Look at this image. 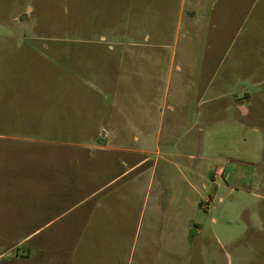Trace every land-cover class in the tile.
<instances>
[{"label": "rangeland", "instance_id": "rangeland-1", "mask_svg": "<svg viewBox=\"0 0 264 264\" xmlns=\"http://www.w3.org/2000/svg\"><path fill=\"white\" fill-rule=\"evenodd\" d=\"M156 1L133 28L0 0L5 259L37 232L67 264L89 227L117 264H264V0H209L198 27Z\"/></svg>", "mask_w": 264, "mask_h": 264}, {"label": "crops", "instance_id": "crops-1", "mask_svg": "<svg viewBox=\"0 0 264 264\" xmlns=\"http://www.w3.org/2000/svg\"><path fill=\"white\" fill-rule=\"evenodd\" d=\"M159 2H161V0ZM117 3L120 4L122 9L119 8V5L117 6ZM153 3L156 4L157 1L153 0ZM87 4L88 7L92 8L91 11H89L92 14L109 13L120 15L121 13V16L123 14H129V20L130 15H132L133 28H135L136 24H141V19L137 18L138 15L142 12L152 13L150 12L151 10H147L152 8L149 0H90ZM144 8H146V11ZM155 8L156 7H154V9ZM153 12L157 13L158 11L155 9ZM220 13L223 14V8ZM188 15L190 25H193L194 27H198L202 23L209 24V0H190V3L188 4ZM178 70L181 71V67ZM208 90V88L204 89L201 97H203ZM200 104H204V101H200ZM199 131L201 133L203 132L201 129ZM87 223L89 226L90 222ZM257 232L258 234H264L262 230H258ZM37 235L38 233L34 232L26 236L15 248L14 256L8 255L7 259H5L6 257L4 254H0V262L6 261L8 264H62L58 253L56 255L53 254L49 245L44 242L35 241ZM84 236L81 245L73 250L71 258L67 264L118 263L117 246H112L104 235H102V238L99 240L98 234L94 236V232L91 233L88 227ZM28 242L30 245L23 251L22 245Z\"/></svg>", "mask_w": 264, "mask_h": 264}, {"label": "water", "instance_id": "water-1", "mask_svg": "<svg viewBox=\"0 0 264 264\" xmlns=\"http://www.w3.org/2000/svg\"><path fill=\"white\" fill-rule=\"evenodd\" d=\"M191 233H193V230H190V231H189V234H191Z\"/></svg>", "mask_w": 264, "mask_h": 264}]
</instances>
